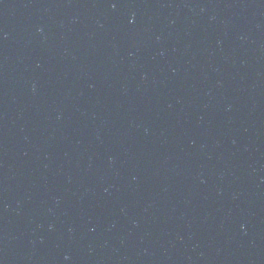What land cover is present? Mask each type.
I'll return each mask as SVG.
<instances>
[{
    "label": "water",
    "instance_id": "water-1",
    "mask_svg": "<svg viewBox=\"0 0 264 264\" xmlns=\"http://www.w3.org/2000/svg\"><path fill=\"white\" fill-rule=\"evenodd\" d=\"M0 264H264V0H0Z\"/></svg>",
    "mask_w": 264,
    "mask_h": 264
}]
</instances>
